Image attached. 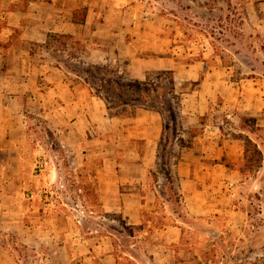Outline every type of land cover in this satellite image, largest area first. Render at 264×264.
<instances>
[{
  "label": "rangeland",
  "instance_id": "obj_1",
  "mask_svg": "<svg viewBox=\"0 0 264 264\" xmlns=\"http://www.w3.org/2000/svg\"><path fill=\"white\" fill-rule=\"evenodd\" d=\"M259 2L264 0L179 1L174 12L194 49L191 59L204 58L206 66L227 71L234 82L264 79V17L255 13ZM56 47L46 55L62 67L67 82L72 83L73 70L103 87L111 106L142 104L123 116L140 117L149 135L160 137L153 142L130 138L126 124L111 132L78 131L64 116V103L46 87L43 95L25 94L19 148L0 154V264H264V126L257 117L242 114L235 123L218 98L201 120L210 126L203 127L195 106H186L182 95L195 82L183 86L187 91L171 92L168 75L156 79L161 71L151 72L150 94L140 100L131 91L121 93L118 79L111 80V87L100 81L110 82V77L92 68L81 50ZM216 127L225 146L240 137L237 143L244 149L240 135L250 132L261 138L263 150L255 154L249 148V160L231 161L238 155L234 152L223 159L234 170L242 167L234 180L222 178L227 173L222 167L206 172L217 177L208 197L222 201L226 211L199 215L189 203L197 201L191 197L197 193V177L220 152L216 147L206 156L197 135L204 129L217 132ZM206 145L215 148L213 141ZM124 165L139 167L125 174L140 173L137 178L145 181V188L138 187L141 192H157L138 224H132L137 218H123L118 205L112 211L100 202V170ZM127 186L120 187V194L136 192L135 184Z\"/></svg>",
  "mask_w": 264,
  "mask_h": 264
},
{
  "label": "crops",
  "instance_id": "obj_2",
  "mask_svg": "<svg viewBox=\"0 0 264 264\" xmlns=\"http://www.w3.org/2000/svg\"><path fill=\"white\" fill-rule=\"evenodd\" d=\"M179 1L182 0H0V154H9L19 148L17 126L21 123L20 109L24 105L21 101L25 94L43 95V87L48 89L49 95L57 96L64 103L62 108L67 110L64 116L78 125V131L111 132L117 124H126L130 138L153 142L160 137V133L149 135L140 117L109 116L104 100L95 96L88 86L73 79L72 83L67 82L62 67L38 46L47 42L48 34L72 37L85 47L90 63L112 67L130 79L145 81L151 72L171 70L175 92L186 90L183 87L186 83L195 82L193 89L182 95L186 106L189 102L195 106L198 116L207 115L210 103L221 98L226 108L225 116L235 123L246 114L256 116L260 126H264V79L234 82L227 71L206 66L204 58L191 59L194 49L174 12ZM259 5L255 13L264 17V2ZM246 12L249 15V9ZM187 57L188 61L179 62V58ZM153 116L150 115L155 119ZM200 125L210 126L206 122ZM216 128L217 132L204 129L197 135L206 156L215 153L216 147L220 152V156H212V165L205 166L197 177V193L191 196L197 201L189 203L190 211L199 215L226 211L222 201L208 197V188L213 189L212 183L217 180L211 174L222 167L227 172L222 178L234 180L237 173L242 172L223 162L232 152L238 155L231 161L244 159V149L237 143L240 137L231 138L225 146L220 127ZM244 135L262 152L261 138L253 137L250 132ZM209 141L214 143L213 150L205 146ZM130 168L139 170L130 165L117 170L115 167L100 170V202L112 211L118 205L123 218H137L132 224H138L143 219V208L156 199L157 192H141L138 187L145 188V181L137 178L140 177L138 172L136 176L126 175ZM208 170L211 174L207 175ZM126 184L128 189L135 184L136 192L127 190L120 194V187ZM109 204L115 207L108 208Z\"/></svg>",
  "mask_w": 264,
  "mask_h": 264
},
{
  "label": "trees",
  "instance_id": "obj_3",
  "mask_svg": "<svg viewBox=\"0 0 264 264\" xmlns=\"http://www.w3.org/2000/svg\"><path fill=\"white\" fill-rule=\"evenodd\" d=\"M57 45H59L62 49H66L67 47H71L72 45V50H81L80 53L82 52V54L86 53V49L85 47L81 46L80 44H78V41H75L72 37L67 36V35H56V34H48V39L47 42L44 45H38L39 47L48 50L50 48H53L54 50H58V48L56 47ZM87 54V53H86ZM72 58H75L78 60V57L72 53ZM81 57H79V60ZM90 66L94 69L97 70H101L106 76L110 77L109 81L107 79H100V81L106 82L108 83V87H111L110 83L111 80L114 82H116L115 79H118L121 83L120 86L122 88V92L124 95L128 92L131 91V95L132 97L138 98L140 100H146L148 95L150 94V92L148 91V84L147 81L148 76H146V80L145 81H138L135 79H130L128 78L124 73H119L116 69L110 68L108 66H100V65H94V64H90ZM72 73L74 74V78L73 80L75 82H82L83 84H85L86 86H88V88L91 90V92L104 100L105 104H106V108L108 111V115L109 116H123L126 115L127 112L129 111V109H132L134 107L137 106H141L142 104L133 102V103H128V102H117L115 103V105L111 106L108 103V99L109 96L107 95H103V87H100L97 85L96 81L91 82V76H87V77H83L80 73L75 72L72 70ZM161 73H165L168 75L169 77V83H170V91L173 92L174 91V86H173V76H172V71L171 70H166V71H161L160 73L158 72L156 75V79H159L160 74ZM88 74V73H87ZM117 93V92H116ZM138 93V94H137ZM131 114V113H129ZM200 124H202L203 118L204 116H200ZM245 143V148H244V160H249L248 159V155L247 152L249 150V148H253V153L255 154H261L260 150L257 147V144L255 142H253L249 137L245 136V135H240ZM242 167H238V170H241Z\"/></svg>",
  "mask_w": 264,
  "mask_h": 264
}]
</instances>
